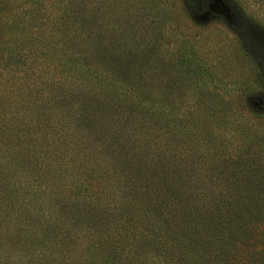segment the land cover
Listing matches in <instances>:
<instances>
[{
    "label": "trees",
    "instance_id": "1",
    "mask_svg": "<svg viewBox=\"0 0 264 264\" xmlns=\"http://www.w3.org/2000/svg\"><path fill=\"white\" fill-rule=\"evenodd\" d=\"M43 1L0 7V243L18 264H264L263 183L179 182L149 137L180 127L157 78L212 80L195 51L168 64L157 37L102 31L106 0Z\"/></svg>",
    "mask_w": 264,
    "mask_h": 264
},
{
    "label": "rangeland",
    "instance_id": "2",
    "mask_svg": "<svg viewBox=\"0 0 264 264\" xmlns=\"http://www.w3.org/2000/svg\"><path fill=\"white\" fill-rule=\"evenodd\" d=\"M26 1L0 0V7L10 6L15 12ZM106 1L105 16L99 17L103 32L115 28L117 33H148V43L157 37V55L168 64L192 48L211 74L212 80L201 88L180 80L176 89L170 88L165 75L153 82L155 100L165 106L164 116L172 114L180 127L175 136L164 125L151 128L149 137L154 135L153 145L176 156L182 169L177 181L209 183L211 176L222 185L231 178L252 186L263 183L264 188V75L260 70L264 67V0H191L193 7L182 0ZM54 2L43 4L51 9ZM117 17L125 23L118 24L122 22ZM234 153H239V162ZM231 168L241 171L240 179L234 178ZM250 192H242L243 197L248 199ZM263 226L258 227L260 232ZM15 244L0 243V264H18L23 243ZM28 253L33 257L32 250Z\"/></svg>",
    "mask_w": 264,
    "mask_h": 264
}]
</instances>
